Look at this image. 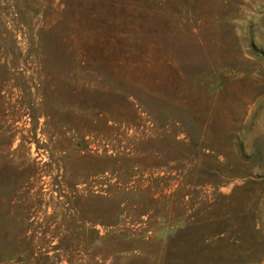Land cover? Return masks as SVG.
<instances>
[{
	"label": "rangeland",
	"instance_id": "rangeland-1",
	"mask_svg": "<svg viewBox=\"0 0 264 264\" xmlns=\"http://www.w3.org/2000/svg\"><path fill=\"white\" fill-rule=\"evenodd\" d=\"M0 264H264V0H0Z\"/></svg>",
	"mask_w": 264,
	"mask_h": 264
}]
</instances>
